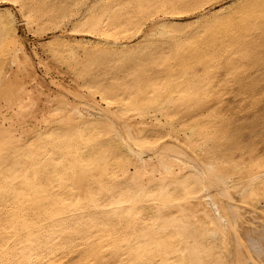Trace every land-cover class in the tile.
I'll return each instance as SVG.
<instances>
[{
	"label": "bare ground",
	"instance_id": "1",
	"mask_svg": "<svg viewBox=\"0 0 264 264\" xmlns=\"http://www.w3.org/2000/svg\"><path fill=\"white\" fill-rule=\"evenodd\" d=\"M214 1L0 0V264H264V0Z\"/></svg>",
	"mask_w": 264,
	"mask_h": 264
},
{
	"label": "rangeland",
	"instance_id": "2",
	"mask_svg": "<svg viewBox=\"0 0 264 264\" xmlns=\"http://www.w3.org/2000/svg\"><path fill=\"white\" fill-rule=\"evenodd\" d=\"M225 1H228V0H219V1H217V2H213V3H216V4H213L212 3V6L210 5V7H216L217 6V4L219 5V3L221 4L222 2H225ZM215 5V6H214ZM190 19L188 18L186 21H189ZM19 32H20V30H19ZM20 34H21V32H20ZM60 34V32H54V36L56 35H59ZM52 35V34H51ZM51 37V36H50ZM49 36L48 37H45V38H34V37H32V36H27L25 39H26V46H24V48H26L27 49V52L28 53H30L31 55H32V58H33V60L35 61H33V63H34V66H35V69H36V71H37V73L38 74H40L39 76L42 78V79H44L45 81H47V82H49V75L50 76H54V75H56L58 72L61 74L62 73V75H63V78L65 79V81H68L69 79H68V77H67V75L65 74V70H63L64 68L63 67H60V66H58L56 63H54V60H52V59H50L49 58V56L48 55H46L47 53H45L44 51L42 52V48H41V46L43 45V43L45 44V42L46 41H48L49 40V38H50ZM33 38V39H32ZM48 38V39H47ZM29 42V43H28ZM36 48V49H35ZM35 49V50H34ZM15 51L16 52H18L17 51V47H16V49H15ZM33 51H37V56H35L34 55V53H33ZM40 56V57H39ZM36 57V58H35ZM43 58V59H42ZM46 60H45V59ZM52 60V61H51ZM39 61H41V62H43V63H45L47 66V68H48V75H46L45 76V67L44 66H41L38 62ZM49 63V64H47V63ZM38 65H40V66H38ZM49 65V66H48ZM52 65V66H51ZM58 67H60L59 69H58ZM53 68V69H52ZM40 69V70H39ZM51 69V70H50ZM58 70V71H57ZM41 71V72H40ZM43 71H45V72H43ZM51 73H50V72ZM40 72V73H39ZM65 74V75H64ZM62 75H60V76H62ZM260 108L262 107V104H260V106H259ZM260 110V109H259ZM259 112H255L254 110H251V111H246V112H239L238 114H237V116L240 118V119H243V120H245L246 122L247 121H250V120H252V118H254V116L255 115H257ZM247 116V117H246ZM260 128L258 129V138H257V140H258V143H257V147L259 148V149H264V120H263V122H262V124L259 126ZM249 138V136H248V132H245L244 133V139H248Z\"/></svg>",
	"mask_w": 264,
	"mask_h": 264
}]
</instances>
